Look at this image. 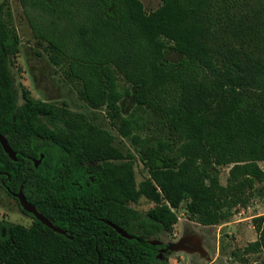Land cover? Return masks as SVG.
Segmentation results:
<instances>
[{
    "label": "trees",
    "instance_id": "trees-1",
    "mask_svg": "<svg viewBox=\"0 0 264 264\" xmlns=\"http://www.w3.org/2000/svg\"><path fill=\"white\" fill-rule=\"evenodd\" d=\"M20 3L54 64L81 83L85 102L112 108L121 136L140 144L149 176L137 184L132 154L106 128L64 116L25 90L17 104L10 60L19 41L0 3V133L17 153L11 159L0 143V179L65 230L37 218L13 223L0 264H152L166 245L148 238L172 231L184 200L203 225L247 205L264 181V0H161L151 11L141 0ZM130 95L150 119L120 113ZM147 123L154 132L142 138L136 131ZM142 197L156 203L146 214L130 205ZM252 222L258 237L246 250L264 249V214Z\"/></svg>",
    "mask_w": 264,
    "mask_h": 264
},
{
    "label": "rangeland",
    "instance_id": "rangeland-1",
    "mask_svg": "<svg viewBox=\"0 0 264 264\" xmlns=\"http://www.w3.org/2000/svg\"><path fill=\"white\" fill-rule=\"evenodd\" d=\"M147 11L156 9L161 0H141ZM10 8L12 23L18 37V51L11 57L10 68L18 105L25 102L23 91L34 101H44L55 105L62 115L75 120H91L115 135L114 144L124 153L132 154L135 179L139 184L149 176L140 152V144L133 138H124L113 118V109L103 106L91 108L82 98L81 83L67 79L57 67L50 54L47 42L37 39L32 31L20 0H0ZM170 59H177V53H170ZM120 84L129 87L120 78ZM120 113L128 116L143 114L150 119L148 112L138 110L133 104L132 95L119 101ZM41 119L50 126L45 117ZM150 123L136 131L142 138L154 132ZM264 167V161H260ZM230 166H220V181L227 183ZM135 209L146 214L156 203L142 197L139 202L131 203ZM178 221L172 231H160L148 238L149 241L164 244L152 264H264V249L247 251L246 247L257 239L258 234L252 219L264 214V181L256 183L247 205L238 206L232 216L216 225H203L187 210V200L175 210ZM36 218L23 211L18 200L8 195L0 179V241L9 235L13 223L31 226Z\"/></svg>",
    "mask_w": 264,
    "mask_h": 264
},
{
    "label": "water",
    "instance_id": "water-1",
    "mask_svg": "<svg viewBox=\"0 0 264 264\" xmlns=\"http://www.w3.org/2000/svg\"><path fill=\"white\" fill-rule=\"evenodd\" d=\"M0 143L3 146L5 152L8 154V156L13 160H17L16 151L9 144L8 138L1 133H0ZM43 157H44V154H41L39 158L34 159V163L36 167L41 163ZM14 196L18 198L20 206L24 211L31 213L35 218H37L45 225L52 228L54 231L65 233L64 229H62L60 226L55 225L48 217H46L42 212H40L33 203L27 200L22 189H20L18 192H15ZM107 223L110 224L113 228H115L124 237H127V238L135 237L133 234H130L128 231L114 224L113 222L107 221Z\"/></svg>",
    "mask_w": 264,
    "mask_h": 264
},
{
    "label": "flooded vegetation",
    "instance_id": "flooded-vegetation-1",
    "mask_svg": "<svg viewBox=\"0 0 264 264\" xmlns=\"http://www.w3.org/2000/svg\"><path fill=\"white\" fill-rule=\"evenodd\" d=\"M1 185H2V187H3V189H4V191L8 194V195H11L13 198H15L16 200H18V198L17 197H15L14 196V193L15 192H12V191H10L9 190V188L6 186V183L1 179ZM18 202H19V200H18ZM20 204V203H19ZM21 207V206H20ZM24 211V210H23ZM26 212V211H25ZM26 213H29V212H26ZM29 214H31V213H29ZM32 215V214H31ZM33 216V215H32Z\"/></svg>",
    "mask_w": 264,
    "mask_h": 264
}]
</instances>
